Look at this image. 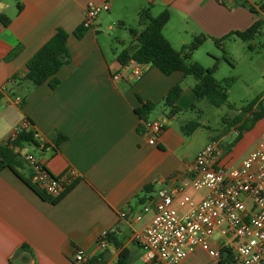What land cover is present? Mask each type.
<instances>
[{"label":"crops","instance_id":"1","mask_svg":"<svg viewBox=\"0 0 264 264\" xmlns=\"http://www.w3.org/2000/svg\"><path fill=\"white\" fill-rule=\"evenodd\" d=\"M260 1L0 0V13L10 19L6 26L0 23V89L16 92L14 96L5 93L0 100V143L25 126L29 118L41 146L50 144L57 134L65 136L56 151L36 149L47 172L57 177L73 169L77 174L74 186L58 202L51 203L37 196L9 169L0 170V264H14L17 257L24 264H76V250L90 256L86 264H114L119 251L128 249L129 244L140 254L132 233L148 221L152 211L139 221L134 215L159 190L186 182L190 177L186 165L196 156L188 160L181 152L185 144L183 125H173L177 115L165 117L161 101L178 83L181 93L176 105L181 110L188 108L196 100L195 80L179 71L165 75L148 65L139 79L133 78L116 60L126 47L124 41L119 51L113 50L106 32L115 26L138 31L141 9L148 8L153 16L168 10L170 18L163 36L177 51L195 37L206 36L189 60L211 67L206 64L219 52L213 39L249 27L257 16L242 3L255 7ZM89 2H108L109 8L99 13L77 39L73 32L82 26ZM56 28L68 33L69 60L56 73L59 84L51 89L43 83L25 91V83H10L13 77L23 78L27 60ZM133 38L130 35L129 43ZM16 45H21V50L6 60ZM202 46L208 47L205 59L199 52ZM113 74H118V79L113 80ZM23 94L25 104L20 108ZM141 102L155 104L147 120H159L164 125L154 145L148 144L135 113ZM28 151L33 153L28 147L20 150ZM226 159L238 160L231 157L230 150ZM24 167L28 176L26 164ZM145 186L150 192L143 191ZM107 233L113 234L115 242L106 241L105 247H99L98 239ZM191 256H200V262L207 259L197 251L180 264H187Z\"/></svg>","mask_w":264,"mask_h":264},{"label":"built area","instance_id":"2","mask_svg":"<svg viewBox=\"0 0 264 264\" xmlns=\"http://www.w3.org/2000/svg\"><path fill=\"white\" fill-rule=\"evenodd\" d=\"M108 8V2L87 3L82 27L90 28L97 15ZM144 66L130 60L121 67L139 79ZM112 79H118V74ZM139 125L148 144L154 145L163 123L153 119L141 120ZM14 137L15 132L8 139ZM20 156L30 181L51 198L60 196L76 179L73 169L61 176L50 175L32 152H20ZM186 170L190 175L186 182L159 190L134 215L139 221L152 211L148 221L132 233L141 259L146 264H180L200 251L207 259L199 264H264V132L239 161L227 160L221 141L211 139ZM188 188L200 192V197L188 195ZM97 244L106 246L104 235ZM89 258L76 250L73 262L86 264Z\"/></svg>","mask_w":264,"mask_h":264},{"label":"trees","instance_id":"3","mask_svg":"<svg viewBox=\"0 0 264 264\" xmlns=\"http://www.w3.org/2000/svg\"><path fill=\"white\" fill-rule=\"evenodd\" d=\"M242 4L255 16L264 12V0L258 2L255 7L248 5L245 2ZM19 9L20 5H18V10ZM169 18L170 16L168 10H163L161 13L153 16L148 8L141 9L137 15V23L140 29L135 31L128 28L129 34L134 36V38L117 54L116 60L121 65H125L130 60H133L143 65L155 67L165 75L179 71L184 76H191L195 80L193 93L196 100L205 99L207 103L217 108L225 105L231 79H224L222 80V83L218 82L214 77L216 65L212 67H203L200 63L189 60L190 54L199 47L206 36L195 37L190 44L183 46L177 51L171 46L162 33V30L169 21ZM9 22L10 19L6 15L0 13V23L6 26ZM262 26H264V20L257 18L246 29L242 31L230 32L222 38L213 39V41L217 48H219L223 55H225L222 43L229 36H235L241 42L246 43L259 32ZM85 30L86 28L80 26L75 29L73 34L77 39H80ZM67 38L68 33L65 30L62 28H56L53 34L27 60L26 73L23 78L18 79L13 77L9 80V82L25 83V91L43 83H48L51 89L55 88L60 82L56 77V73L69 60ZM20 50L21 45H16L7 54L5 59H12L19 53ZM5 90L6 89H0V100L3 98L5 93L10 96H14L16 94L12 88L7 89L6 91ZM180 93L181 87L177 83L173 85L162 98L161 106L164 110H166V118L169 119L181 111V109L176 105V101ZM24 104L25 98L23 94L19 107L22 108ZM154 107L155 104L151 102H141L140 106L135 109V113L140 120L145 121L147 120L148 114ZM241 110L244 114H246L245 116L236 115L230 120L223 119V124L226 125L227 128L236 127L237 133L234 143L241 138L244 131L250 129L256 122L264 117V102L259 101L258 98L254 99L248 102L245 106H242ZM25 122V126H21L16 129L15 137L13 139L10 140L7 138L4 142L0 143V170L5 168L9 169L41 199L51 203H56L74 186L77 179L69 184L60 196L56 198L49 197L30 181L29 173L28 176L24 173L25 162L20 156V150L29 146L32 149L41 148V150H45L46 148H51L56 151L58 149V145L65 139V136L57 134L50 144L44 143L41 146V142L38 140L36 132L32 127V121L29 118H26ZM200 127H202V125L198 121H189L182 126L181 132L183 134H188ZM212 139L217 140L218 137H213ZM232 144L233 143L225 144V156L229 152ZM143 191L150 192L149 186L143 187ZM105 240L109 243L115 242L112 233H107L105 235ZM22 249L26 250L27 248L23 246ZM129 260L130 254L128 249L122 248L119 251L114 264H129Z\"/></svg>","mask_w":264,"mask_h":264},{"label":"rangeland","instance_id":"4","mask_svg":"<svg viewBox=\"0 0 264 264\" xmlns=\"http://www.w3.org/2000/svg\"><path fill=\"white\" fill-rule=\"evenodd\" d=\"M257 18L264 20V13L259 14ZM106 36L113 50L121 49V40L124 41L125 46L129 44V33L117 26L113 30L107 31ZM222 47L225 55L219 50L214 60L208 61L209 64L206 65L211 67L216 65L214 77L218 82L222 83L224 79H231L226 104L217 108L207 103L205 99H198L188 108L181 110L173 121L174 126L184 125L193 120L203 125L193 132L183 134L185 144L181 152L187 156L188 160L193 159L212 137H218L223 148L226 143H233L230 146L231 157L238 159L250 150L260 132L264 131V119H262L244 131L241 138L234 143L236 127L227 128L223 124V119L230 120L236 115L245 116L246 114L242 112L241 108L248 102L257 98L264 102V26L250 41L244 43L235 36H229L223 41ZM207 48V46H202L199 49L201 59H205ZM27 147L36 154L37 158L40 157V153L36 149ZM187 194L194 198L201 195L200 192L197 193L191 188L187 189ZM128 249L130 251L129 264H146L141 259L136 247L129 244ZM201 259L200 256H191L187 264H199ZM110 264L113 263L110 262Z\"/></svg>","mask_w":264,"mask_h":264},{"label":"water","instance_id":"5","mask_svg":"<svg viewBox=\"0 0 264 264\" xmlns=\"http://www.w3.org/2000/svg\"><path fill=\"white\" fill-rule=\"evenodd\" d=\"M14 264H24V263L21 261V258H20V257H17V258L14 260Z\"/></svg>","mask_w":264,"mask_h":264}]
</instances>
